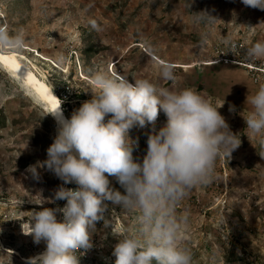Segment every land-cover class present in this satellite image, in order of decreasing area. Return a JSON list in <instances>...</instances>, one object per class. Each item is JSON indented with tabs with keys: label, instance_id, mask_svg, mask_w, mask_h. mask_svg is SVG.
<instances>
[{
	"label": "rangeland",
	"instance_id": "obj_1",
	"mask_svg": "<svg viewBox=\"0 0 264 264\" xmlns=\"http://www.w3.org/2000/svg\"><path fill=\"white\" fill-rule=\"evenodd\" d=\"M188 2L0 0V20L13 32L23 30L25 46L15 52L32 62L34 74L40 73L59 93L67 116L91 98L89 79L96 71L126 77L130 83L147 79L172 90L189 88L216 107L240 144L229 158L217 160L215 179L193 186L176 205L177 216L184 218L182 243L191 252L192 264H264V159L243 120L249 111L246 95L264 83V73L257 71H264V59L246 55L252 44L264 42V10L240 0H190L187 7ZM201 11L213 17L211 24L193 23V13ZM59 55L63 63L57 61ZM159 61L173 65L174 81L159 79ZM45 114L0 69V264H24L38 254L43 241L34 244L23 234L31 211L64 204L45 199L62 183L51 172L38 169L37 181L25 171L45 159L55 134V124ZM165 122L158 110L154 127ZM148 131L146 125L129 132L137 140L131 153L136 163L145 154ZM108 180L110 188L123 194L113 177ZM104 203L110 226L96 222L92 247L79 256L78 264H114L117 239L136 228L134 211Z\"/></svg>",
	"mask_w": 264,
	"mask_h": 264
},
{
	"label": "clouds",
	"instance_id": "obj_2",
	"mask_svg": "<svg viewBox=\"0 0 264 264\" xmlns=\"http://www.w3.org/2000/svg\"><path fill=\"white\" fill-rule=\"evenodd\" d=\"M240 2L264 10V0ZM193 14L195 24L209 25L213 20L203 11ZM88 24L99 30L95 20ZM24 46L23 30L13 32L0 20V51H19ZM246 55L250 60L264 59V42L252 44ZM64 59L57 57L59 63ZM158 76L174 81L173 65L159 61ZM89 84L91 98L69 117L63 116L59 100L46 113L55 121V134L45 149V159L25 169L37 181L38 169L51 172L62 183L45 199L64 204L31 211L23 234L30 235L34 244L43 241L45 247L24 264H78L79 256L92 247L96 222L110 226L104 216L105 201L136 213V228L125 231L113 247L114 264L153 260L192 264L191 252L182 243L184 218L177 216L175 207L193 186L215 179L217 160L230 157L240 144L239 137L229 130L216 107L189 88L172 90L147 79L130 83L126 77L104 71L91 73ZM244 103L249 106L244 128L260 146L258 156L264 159V83L246 95ZM158 110L166 122L156 129ZM146 125L145 154L136 163L131 153L137 140L129 132ZM108 177L116 180L123 194L109 187ZM69 183L75 187L64 186Z\"/></svg>",
	"mask_w": 264,
	"mask_h": 264
},
{
	"label": "bare ground",
	"instance_id": "obj_3",
	"mask_svg": "<svg viewBox=\"0 0 264 264\" xmlns=\"http://www.w3.org/2000/svg\"><path fill=\"white\" fill-rule=\"evenodd\" d=\"M0 58H3L0 59V69L17 83L24 95L31 98L34 104L39 106L41 110L43 109L45 113L54 108L53 102L55 105L58 103L57 96L40 73L39 75L34 74L35 65L32 62L30 63L23 54H17L15 51H0ZM24 61L28 65L24 64ZM204 64L209 65L210 63ZM17 65H19V68L16 67ZM48 116L55 124L53 117L51 115ZM63 116L67 118L64 114ZM43 249L38 253L42 252Z\"/></svg>",
	"mask_w": 264,
	"mask_h": 264
},
{
	"label": "trees",
	"instance_id": "obj_4",
	"mask_svg": "<svg viewBox=\"0 0 264 264\" xmlns=\"http://www.w3.org/2000/svg\"><path fill=\"white\" fill-rule=\"evenodd\" d=\"M52 91L56 94V96L58 97V99H60V95H59V93L56 92L54 89H52ZM62 111H63L64 114H65V111H64L63 107H62ZM65 116H66V117H69V116H67L66 114H65Z\"/></svg>",
	"mask_w": 264,
	"mask_h": 264
},
{
	"label": "built area",
	"instance_id": "obj_5",
	"mask_svg": "<svg viewBox=\"0 0 264 264\" xmlns=\"http://www.w3.org/2000/svg\"><path fill=\"white\" fill-rule=\"evenodd\" d=\"M249 70H254V68H252L251 66H246ZM257 71H259V72H262V73H264V71H261V70H257Z\"/></svg>",
	"mask_w": 264,
	"mask_h": 264
},
{
	"label": "snow or ice",
	"instance_id": "obj_6",
	"mask_svg": "<svg viewBox=\"0 0 264 264\" xmlns=\"http://www.w3.org/2000/svg\"><path fill=\"white\" fill-rule=\"evenodd\" d=\"M0 59H3V58H0ZM17 68H19V65L16 66ZM53 107H55V103L53 102Z\"/></svg>",
	"mask_w": 264,
	"mask_h": 264
}]
</instances>
